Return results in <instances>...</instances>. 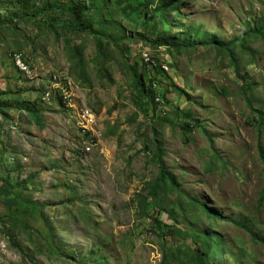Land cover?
Segmentation results:
<instances>
[{
	"label": "rangeland",
	"instance_id": "374dc122",
	"mask_svg": "<svg viewBox=\"0 0 264 264\" xmlns=\"http://www.w3.org/2000/svg\"><path fill=\"white\" fill-rule=\"evenodd\" d=\"M28 1L0 0V264H264V0Z\"/></svg>",
	"mask_w": 264,
	"mask_h": 264
},
{
	"label": "trees",
	"instance_id": "16d2710c",
	"mask_svg": "<svg viewBox=\"0 0 264 264\" xmlns=\"http://www.w3.org/2000/svg\"><path fill=\"white\" fill-rule=\"evenodd\" d=\"M18 1L19 2H30V1H24V0H18ZM154 2H155V0H142L137 5V9L141 11V13L143 14V18H145L147 13H149V8ZM99 3H100V0H93V4L94 5L99 4ZM99 6L101 8L100 4H99ZM55 7L56 8L58 7V3L57 2H54L51 6H47L46 9H47V11H50L53 14H55L54 13L56 11V10H54ZM69 12H73L74 13L75 21H76L77 25L80 27L82 25V22H83V19H84V15L87 12L86 9L84 7H72V8H70ZM10 21H13V20H10ZM55 21H56V19L52 20L53 23ZM82 30H86L87 31V29H83V28H82ZM253 32L256 33L257 31L253 30L252 33ZM93 34H95V31H93ZM160 36L162 37L161 39H166L167 38V34L166 33H162ZM141 38L144 39L145 37L141 36ZM160 41L166 42L164 40H160ZM239 41H241V39H239ZM182 47H186V45L174 44V48H176L177 50H180V48H182ZM99 50H102V46L99 47ZM145 78H146V76H145V72H144V73L141 74V77L139 79L138 91H139V93H142V94L144 93V97H146L145 105L149 107L151 102H154L155 95H154V91H153L152 87H146L145 86ZM184 117H187L188 120H190V121L193 119V115H192L191 112H186L184 114ZM186 126H187V129L189 131H192L193 127H191V124L187 123ZM158 159L160 160V157ZM160 166L162 168L161 169L162 170L161 182L164 179H167V182L170 184V186L172 188L178 189L179 185H177V183H176V177L169 173V171L166 168V165L163 162H161V161H160ZM155 190L157 192L156 187H155ZM155 190L152 192V194L149 197H147L145 199L146 201L150 202L151 200H153V198L155 197ZM201 207L206 213H208V215H210V216H212V217H214L216 219L220 217V216L218 217V215L213 213L210 209L206 208V206L201 205ZM249 232H250V234L252 235V237L254 239H258L257 236L251 230H249ZM261 240L264 242V239H261Z\"/></svg>",
	"mask_w": 264,
	"mask_h": 264
},
{
	"label": "bare ground",
	"instance_id": "6f19581e",
	"mask_svg": "<svg viewBox=\"0 0 264 264\" xmlns=\"http://www.w3.org/2000/svg\"><path fill=\"white\" fill-rule=\"evenodd\" d=\"M24 1H28V0H24ZM13 61H15V64L17 65V68L20 69V71L23 73V74H27V75H31V71L29 70V67H27L25 65V61L23 60V57L20 55V54H14L13 55ZM24 61V62H23ZM33 74V73H32ZM66 76L67 75H60L59 73H50L48 79L51 81V83L53 84V88H49V91H51V95H52V98H55V93H54V90L57 91V92H60V94H62V97H65L64 95V89L65 88H69L71 89V87H64L65 83L67 82V79H66ZM73 86V85H72ZM53 91V92H52ZM62 91V92H61ZM70 96L66 95V99H68ZM45 98L46 99H49L47 97V93L45 91ZM65 99V100H66ZM51 100V99H50ZM85 109V108H84ZM89 110H91L89 108ZM87 111L86 112V115L88 116H91L92 113L91 111L93 112V114L95 115L94 111L91 110V111ZM84 114V113H83ZM96 116V115H95ZM84 118L86 119L85 115H84ZM86 122H87V119H86ZM88 123V122H87ZM90 145V144H89ZM86 146V145H85ZM84 146V148H85ZM88 146V145H87ZM85 151V150H84ZM86 152V151H85ZM88 153V152H86Z\"/></svg>",
	"mask_w": 264,
	"mask_h": 264
},
{
	"label": "built area",
	"instance_id": "2783aa9c",
	"mask_svg": "<svg viewBox=\"0 0 264 264\" xmlns=\"http://www.w3.org/2000/svg\"><path fill=\"white\" fill-rule=\"evenodd\" d=\"M69 86H70V85H69V83H68V81H67V87H69ZM46 93H47V97H48L49 99H52L51 91H49V88H47ZM71 100H72V95H71ZM89 120H92V117H89ZM84 130L87 131V129H84Z\"/></svg>",
	"mask_w": 264,
	"mask_h": 264
},
{
	"label": "water",
	"instance_id": "95a60500",
	"mask_svg": "<svg viewBox=\"0 0 264 264\" xmlns=\"http://www.w3.org/2000/svg\"><path fill=\"white\" fill-rule=\"evenodd\" d=\"M145 18H147V15H146V17Z\"/></svg>",
	"mask_w": 264,
	"mask_h": 264
}]
</instances>
